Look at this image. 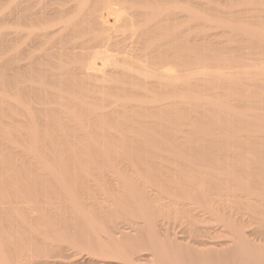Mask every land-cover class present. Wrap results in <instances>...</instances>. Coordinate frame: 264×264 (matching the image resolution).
<instances>
[{
	"label": "bare ground",
	"instance_id": "obj_1",
	"mask_svg": "<svg viewBox=\"0 0 264 264\" xmlns=\"http://www.w3.org/2000/svg\"><path fill=\"white\" fill-rule=\"evenodd\" d=\"M71 1L77 2L53 0L50 5L41 6V0H20L16 16L22 24V47L21 64L16 71L19 76H35L37 83H27L35 90L48 91V86H55L58 99H65L72 107L50 109L57 115L48 116V109H33L10 96L0 97V101L19 111L7 112L6 117L23 123L21 127L2 130L7 148L15 150L13 136L22 137L25 145L23 158L17 162L20 172L17 163L7 169V161L0 160V264H151L148 260L154 256L140 253L148 247L143 251L137 247L141 254L137 255L133 243L125 249L118 235H128L126 227L113 233L110 218L112 230L108 226L105 229L106 221L99 216L103 213L102 217H106L102 207L97 210L99 217L90 209L97 201L92 205V201L85 204L78 199L75 187L89 196L87 191L92 184L87 174L92 169L101 172L94 157L97 161L100 158L103 166L114 167L107 161L103 144L92 137L112 133L100 121L107 116L101 107L59 94L60 88L73 85L62 82L68 76L78 78L74 85L100 82L92 87L123 91L127 86L130 92L144 97L153 94V104L139 114L140 126L164 127L170 123L165 111L181 112L176 109L178 106L185 107L186 114L207 117L206 125L195 131L207 144H197L196 159L182 165L193 175L189 177L191 183L181 185L175 203L178 246L173 250L158 237L159 242L154 241L158 232H151L154 238L149 236L153 239H148L154 246L152 251L159 257L158 264H264V15L258 18L257 30L248 26L250 19H241L246 24L242 30L248 44L242 58L231 60L227 72L203 73L216 82L226 80L224 90L207 99L193 93H178L183 85L178 64L180 52L177 47L166 49L171 43L177 46L180 37L176 32L169 42H165L164 33L152 35L135 56L131 42L112 35L125 16L126 0H80V7L87 6V10L76 21L74 16L70 17L76 7L68 5ZM173 1L178 6L179 0ZM259 6L264 13V0H259ZM154 8L150 4L143 6L136 16L154 23L158 29L165 25L175 28L182 23L179 14L148 19ZM86 24L97 25L100 31L79 45L70 44L71 33ZM67 65L72 69L66 70ZM108 77L112 84H103ZM46 80L53 83L45 84ZM126 100L112 104L116 108L131 105L133 99ZM199 106L209 113L198 112ZM152 118L155 119L151 121ZM73 130L80 132L82 140L77 149L62 146V140ZM120 180L128 202L137 205L132 213L122 208L128 202L117 204L127 212L125 217L141 218L155 231L159 225L155 227L154 219L156 224L150 223L154 217H149L152 214L142 191L130 179ZM128 221L129 230H135L138 221ZM113 234L117 238L108 240Z\"/></svg>",
	"mask_w": 264,
	"mask_h": 264
},
{
	"label": "rangeland",
	"instance_id": "obj_2",
	"mask_svg": "<svg viewBox=\"0 0 264 264\" xmlns=\"http://www.w3.org/2000/svg\"><path fill=\"white\" fill-rule=\"evenodd\" d=\"M76 1H71L68 4L71 6L76 4L70 14V17L74 16L73 21L82 18L87 10V6L80 7V0ZM84 1L87 2L88 0ZM148 1H124L125 16L112 35L117 39H126L127 42H131L132 47L134 46L133 54L136 56L141 53L142 44L145 43V40L151 39L152 35L157 36L164 33L167 35L165 42H169L174 32H176L180 37L177 46L171 43L166 46V49L177 47L180 52L178 64L180 75L183 77L181 80L183 85L178 93H193L210 99L214 92L223 91L226 87V80L216 82L207 79L203 73L227 72L231 60L240 59L244 56L243 53L248 44L245 43L244 31L242 30V26L246 24H243L241 19L245 17L250 19L248 26L253 30L258 29L260 26L258 18L264 15L259 11V0H234L233 3L229 0H179L178 6L173 0H155L154 3ZM89 2H92V0H89ZM51 3H54L53 0H41L40 4L41 6H48ZM19 4L20 0H0V97L10 96L14 100L22 101L27 107L48 109V116L57 115L56 112H52L50 109L58 110L72 106L65 99H58L55 86H48V91L35 90L30 88L27 83L31 80L37 83L38 79L31 75L19 76L16 71L18 64H21L20 51L22 47L20 39L22 24L16 16ZM148 4L155 7L149 11L148 19L179 14L182 23L175 28L173 25H165L159 29L155 28L154 23H146L144 18H138L136 15L143 10V6ZM163 10H165V13L161 14L160 11ZM99 31L97 25L86 24L77 32L71 33L68 42L79 45ZM253 42L257 44L255 39ZM119 57L123 58L125 56L119 55ZM170 61L175 62L172 59ZM71 69V65H67L66 70ZM110 80L111 78L108 77L103 84L111 85L112 81ZM62 82L73 85L60 88L62 90L59 91V94L64 97L75 96L91 105L101 107L107 113V116L100 121H103L109 132L112 133V136L100 137L93 135L92 137L103 144L104 152L108 158L107 161L114 167L103 166L100 163L101 159L98 158L97 161L94 157L97 163L96 168L101 172H96V169L88 172L87 176L92 184V188L87 191L89 196L82 192L79 186L75 187L77 194H79L78 199L85 204L91 203L90 201H92V205L96 201L98 204L101 203L100 206L97 203L94 204L95 209H90L93 210L94 215H97L98 208L102 207L103 211L100 210L101 208L99 210L104 212V216L107 217V220H105L106 217H102L103 213L99 214L102 221L103 219L106 221L103 222L106 225V227L103 225L104 228L106 229L111 224L114 233L118 231L119 227H126L125 233L128 235H118L121 236L120 243L127 248L122 247L128 250L127 245L129 243L136 245V250L138 247L140 251L148 247L149 251H147L148 248L143 252L137 250V255L152 254L154 256L149 258V263L158 264L160 262L159 257L156 251H152L154 246L150 245L149 240L152 238L150 239L149 236H154L151 235V232H158L157 234L160 236L154 233L156 235V237L154 236L155 239L158 237L160 242L165 243L173 250L178 246L177 226L179 220L175 203L179 200L181 185L191 183L189 177L193 175L191 170L182 167V165L196 159L198 155L197 144H207L206 139L200 138L195 133L199 127L206 125L207 117L195 113L186 114L183 111L185 107L178 106L175 108L182 110L181 112H177L175 109L165 111V117L170 123L165 124L164 127L140 126L137 124V121L141 119L139 114L143 112L144 108L153 104L151 102L153 94H147L144 97L130 92L127 86L123 91L101 90L92 87L93 84L100 82H91V86L85 84L83 86L74 85L79 80L71 76L70 78L69 76L64 78ZM44 83L53 82L46 80ZM87 94L89 97H86ZM128 98L133 99V101H130L131 105L126 104L125 107L117 106V108L116 105H113L115 101L121 104L126 102ZM41 100L43 103H39ZM196 108L202 114L209 113L204 106ZM10 111L19 113L16 107L8 106L0 101V160L7 161L5 164L7 169L12 168L18 160L21 161L25 147L22 137L13 136L12 140L16 143V148L15 150H9L7 144H5L6 140L1 136L3 129L21 127V124H23L7 118V112ZM60 116L63 117L62 114ZM17 118L18 120L21 119L20 116H17ZM154 119L152 118L151 121ZM68 124L72 126V123L68 122ZM79 136L80 132L73 130L71 135L62 140V146L77 149L82 143ZM17 164L16 169L19 171L20 165ZM123 178L133 181L134 185L142 191L143 200L148 204V212H151L150 215L152 214L149 217H154L150 223H153L152 226L157 223L155 227L159 225L155 231H153L154 226H148L149 224L145 220L127 216L130 220L138 221L135 230L134 227L129 230V224H126L129 221L125 217L127 212L122 208L126 207L127 210L133 213L136 212L137 205L135 202H128L126 189H124L121 184L122 180H120ZM8 190L12 193L14 191L11 187ZM125 201L128 203H125ZM121 202L125 203L123 206L120 204L122 208L117 205ZM132 204L136 206L134 205V207ZM100 218H97L98 221L101 220ZM110 218H112L113 224L110 223L112 222ZM117 222L121 225H118ZM108 229L112 230L110 227ZM114 236L117 238L115 234L112 238L111 235L107 238L111 241L115 238ZM155 239L154 241H158Z\"/></svg>",
	"mask_w": 264,
	"mask_h": 264
}]
</instances>
